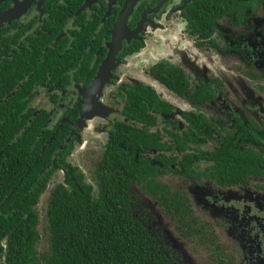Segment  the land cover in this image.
Returning a JSON list of instances; mask_svg holds the SVG:
<instances>
[{"label": "flooded vegetation", "instance_id": "af4514ba", "mask_svg": "<svg viewBox=\"0 0 264 264\" xmlns=\"http://www.w3.org/2000/svg\"><path fill=\"white\" fill-rule=\"evenodd\" d=\"M221 1L225 5L229 3L231 6L228 7L231 10L233 8V11L230 10L225 17L218 18L212 28L208 25L202 26V18H195L192 11L205 3L213 9L222 8L214 0H0V113L4 104H9L22 87H27L24 100L28 101L26 113L30 111L31 115L26 120L25 127H31L33 121L45 113L47 118L42 134L45 130L53 133L50 143L62 126L67 124L70 130L65 138L66 142L74 140L67 162L78 167L85 176L87 174L69 159L76 150V142L83 140L82 130H86L88 122L91 124L95 121V132L105 136L91 170L92 179V172L115 125L124 122L144 127V124L135 123L130 116L123 114V110L131 105L127 89L134 85L146 86L172 109L168 114L154 113L157 124L146 130L161 133L158 140L173 149L151 148L143 154L145 158L154 161L160 156L175 155L181 158L185 153H192L195 156H212L213 160L214 154H222V150L251 155V159H246L245 163L250 162L259 174H249L241 183L225 185L220 184L217 179H182L179 174L173 173H167L162 178V182L170 185L172 190H179L186 197L190 206L189 214L185 217V222L189 225L187 227L167 216L164 209L141 187L132 185L129 189L136 202L133 188H140L187 239L200 242L208 250L214 245L216 253L220 252L216 247L218 242L223 249L221 252L225 253L220 258L235 264L238 261L237 256L233 252L234 259L227 254L210 223L195 212L186 190L189 184L195 183L200 186L211 185L222 193L247 191L248 194L244 197H234L240 201L237 205L228 203L237 208L245 205L241 204L242 201L256 198V194L264 195V52L258 51L257 55L252 44L247 41L252 33L255 37L258 36L256 40H261L259 33L264 31V0ZM237 15L240 17L236 18ZM174 20L179 21L177 28L180 31V41L175 44L183 47L179 50L174 47V58L170 57L168 51L166 56L145 67L140 78L127 77V74L121 76L114 72L118 65L126 67L133 56L137 57L143 51L147 40L157 38L169 43L167 40L171 36L165 33L161 37L159 29H164L162 25H172ZM200 27L204 30L201 31ZM138 45H141L140 49L131 53ZM149 54L156 57L154 53ZM15 62L24 64L23 80L18 79L10 89L6 73L10 71V63ZM160 62L173 64L185 75L190 83L191 90L187 93L190 98L180 96L150 74V69ZM45 66L49 68L43 74L42 69ZM12 69L13 72L16 71V67ZM202 69L205 76L199 74ZM38 77L45 78L46 81H36ZM142 77L157 84L169 98L158 93ZM52 78L56 80L52 82ZM98 79L102 82L97 86ZM237 80L245 81L259 99L246 101V96L238 90ZM102 93L105 96L103 100L108 99V105L103 104L101 107L95 97ZM114 102L119 103V109H113ZM182 105L186 108L180 111ZM89 112H96L100 117L88 120ZM196 113L205 115L207 126L198 138L199 143L191 145L193 149L181 151L165 130L181 134L191 124ZM190 115L192 116L188 119ZM11 116L12 114L8 115V119ZM5 124V117L0 118V134H4ZM212 160L202 161L199 169L212 166ZM159 165L162 166V163L159 162ZM64 169L68 170V167L64 166ZM172 169H177V165H172ZM60 173L64 175V182V171H58L51 177L50 182L54 183ZM53 183L48 185L40 202L48 189L55 185ZM254 190L258 192H253ZM5 201L0 204V208ZM47 201L48 197L45 199L46 206ZM40 202L37 206L38 212ZM255 205L248 208V214L241 213V219L242 222H249L252 234L256 236L261 233V242L258 241L257 246L259 244L264 251V203L257 202ZM158 236L163 244L162 236ZM254 249L260 255L261 251L257 247ZM217 259L212 264L218 262Z\"/></svg>", "mask_w": 264, "mask_h": 264}, {"label": "trees", "instance_id": "16d2710c", "mask_svg": "<svg viewBox=\"0 0 264 264\" xmlns=\"http://www.w3.org/2000/svg\"><path fill=\"white\" fill-rule=\"evenodd\" d=\"M214 1L222 8L213 9L205 3L192 11L195 18H202L204 27L214 28V22L231 10L229 3ZM10 67L6 77L12 89L18 79L23 80L24 64L10 63ZM14 67V72L19 68L20 71L14 73ZM48 68L43 67V74ZM150 74L180 96L190 98L187 95L190 83L173 64L160 62L150 69ZM55 80L52 78V82ZM36 81L42 83L46 79L38 77ZM127 90L131 105L123 114L144 127L124 122L115 125L92 172L93 184L87 182L78 167L67 162L74 147V140L67 143L65 139L70 130L67 124L50 143L53 133L45 130L42 134L45 113L31 127H25L31 115L30 111L26 113L28 101L24 100L27 87H22L9 104H4L0 113V118L6 119L5 132L0 134V204L6 201L0 208V264H178L164 252L162 239L147 229L144 217L134 216L130 186L141 187L167 216L187 227L185 217L190 206L183 193L162 182L167 173L179 174L182 179H217L225 185L241 183L249 174H259L250 162L245 163L251 155L224 150L222 154L215 153L214 164L203 170L199 164L212 160V156L185 153L181 158L175 155L156 157L154 161L145 158L143 154L151 148L173 149L158 140L161 133L146 130L157 124L154 113L168 114L172 109L146 86L134 85ZM206 126L205 115L196 113L181 134L165 132L179 150L187 151L199 143ZM172 165H177V169H172ZM58 171H64L66 179L53 186L48 198L45 227L49 238L41 250L44 244L37 206ZM217 260L215 264H230L223 258Z\"/></svg>", "mask_w": 264, "mask_h": 264}, {"label": "rangeland", "instance_id": "374dc122", "mask_svg": "<svg viewBox=\"0 0 264 264\" xmlns=\"http://www.w3.org/2000/svg\"><path fill=\"white\" fill-rule=\"evenodd\" d=\"M171 24L172 25L170 26L162 25L164 29H159V31L161 30L159 32L161 37H163L165 33H167L166 35L171 36V39L167 40L170 44L167 43L166 40H158L157 38L153 37L154 39L152 41L151 39L146 41L143 51L137 57L133 56L126 67L118 65L114 72L121 76L127 74V77L136 76L137 78H140V76L143 75L142 72L144 73L145 67L151 66L159 58L166 56L168 51L171 54L170 57L174 58V47H176L177 50L182 49L183 47L175 44L176 41H180V31L177 28L179 21L174 20ZM259 34L261 40H256L258 36L255 37L254 33H252V36L247 40L252 44L257 55L258 51L264 52V31H261ZM149 53L156 54V57L153 55L151 56ZM199 74L205 76L203 69ZM147 77L142 78L148 84L153 85L152 87L155 88L158 93L163 94L164 91L158 88L157 84L151 82V80H149ZM218 78H221V75H218ZM107 81L108 80H106V82ZM160 87L164 88L162 85H160ZM237 87L239 92L246 96V98H244L246 101L251 99H259V97L255 94V91L245 84V81L237 80ZM163 95L165 98H169L167 95ZM104 97L105 96H103V93L102 95L98 94L95 97V101L98 105H101V107L103 104L108 105V99L105 98L104 101ZM109 101L111 102L112 100L109 99ZM114 104L115 108L113 109H119V103L114 102ZM185 108L186 107L184 105L180 106V111L185 110ZM188 108L189 107L187 106V109ZM87 117L88 120H94L95 118L100 117V115L96 112H89ZM94 122L95 121L91 122V124L88 122V127L86 130H82L81 135L83 140L80 143L76 142V150L72 153L73 155L69 159L70 161H73L74 165L79 166L83 172L87 174V182L90 184H93V181L90 177L91 170L92 167H94L95 158L98 155L100 147L103 145L102 141L104 140L105 136V134H100L98 131L95 132L96 123ZM99 123L101 124L100 119ZM104 125H106V123H104ZM63 179L64 175L60 173L53 184L60 183ZM52 189L53 187L48 189L39 206V212L41 216V225L39 231L42 234V243L44 244L43 247L41 246V250L44 249L49 238L47 227H45L47 225L45 215V199L47 197L49 198ZM186 190L188 191V194L191 198L193 207H195V212H197L201 218L206 219L205 221L210 223L215 235L217 234L216 236L218 237L219 241L224 245L227 254L231 256L234 252L237 256L238 261H235V264H264V251L261 250L259 244L257 246L261 233L259 232L260 235L256 236L252 234L249 222L245 220L242 222L241 219V213L248 214L249 207L252 205L255 207L257 202L264 203V195H257L255 193L256 198L248 201H242L241 204L245 205L238 206L237 208L228 203L237 205L240 201L236 200L234 197L236 195L244 197L246 194H248L247 191L236 190L222 193L220 190L211 185L200 186L195 183L189 184L186 187ZM253 192L258 191L254 190ZM133 195L136 201L133 205L134 216H143L147 228L153 234L162 236L164 244L163 248L166 255L170 258H173L178 264H212L213 260L225 255V253L221 252L223 249L218 242H216V247L220 252L216 253L214 245H211L212 247L210 250H208L207 246L202 245L200 242L187 239L186 236L178 231V228L172 221L165 218L162 209L158 207L154 201L140 188L134 187ZM230 197L232 198L230 199ZM255 247L261 251L260 255L254 249ZM232 257L234 258L233 255Z\"/></svg>", "mask_w": 264, "mask_h": 264}, {"label": "water", "instance_id": "95a60500", "mask_svg": "<svg viewBox=\"0 0 264 264\" xmlns=\"http://www.w3.org/2000/svg\"><path fill=\"white\" fill-rule=\"evenodd\" d=\"M102 81L100 79L97 80V86L99 85V83H101Z\"/></svg>", "mask_w": 264, "mask_h": 264}]
</instances>
